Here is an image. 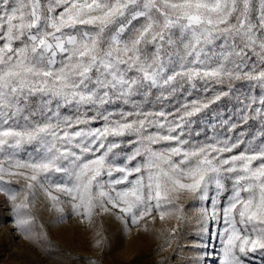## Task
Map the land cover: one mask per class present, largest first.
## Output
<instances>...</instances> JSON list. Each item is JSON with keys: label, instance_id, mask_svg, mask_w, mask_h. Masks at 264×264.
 <instances>
[{"label": "snow or ice", "instance_id": "1", "mask_svg": "<svg viewBox=\"0 0 264 264\" xmlns=\"http://www.w3.org/2000/svg\"><path fill=\"white\" fill-rule=\"evenodd\" d=\"M0 210L264 261V0H0Z\"/></svg>", "mask_w": 264, "mask_h": 264}, {"label": "rangeland", "instance_id": "2", "mask_svg": "<svg viewBox=\"0 0 264 264\" xmlns=\"http://www.w3.org/2000/svg\"><path fill=\"white\" fill-rule=\"evenodd\" d=\"M192 201H185L189 217L194 215ZM54 213L44 211L38 216V225H44L47 237L37 240H25L15 231L10 212L0 210V264H160L167 259L169 264H190L195 253L191 250L179 254L161 253L162 232L171 227L174 221L148 224V231L124 226L114 218L96 219V225L102 230L103 244L94 247L93 230L78 225L74 218L57 226L52 223ZM186 235L192 237V224L186 225ZM166 234V233H165ZM254 264H264L256 258Z\"/></svg>", "mask_w": 264, "mask_h": 264}]
</instances>
